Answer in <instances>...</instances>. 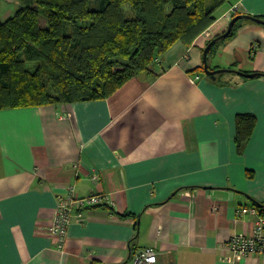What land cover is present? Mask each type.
<instances>
[{
    "label": "crops",
    "instance_id": "obj_1",
    "mask_svg": "<svg viewBox=\"0 0 264 264\" xmlns=\"http://www.w3.org/2000/svg\"><path fill=\"white\" fill-rule=\"evenodd\" d=\"M17 3L0 0L1 22ZM237 4L264 19V0ZM227 10L208 37L176 43L106 99L0 110V264H130L145 247L156 264H264L224 250L252 234L264 205V77L201 71ZM215 50L210 70L264 74V26L244 22ZM241 114L256 116L243 155ZM71 190L107 199L72 213L60 251L48 228Z\"/></svg>",
    "mask_w": 264,
    "mask_h": 264
},
{
    "label": "trees",
    "instance_id": "obj_2",
    "mask_svg": "<svg viewBox=\"0 0 264 264\" xmlns=\"http://www.w3.org/2000/svg\"><path fill=\"white\" fill-rule=\"evenodd\" d=\"M237 1L17 0L15 15L0 21V110L106 99L176 43L190 48ZM255 124L253 114L236 116L239 155Z\"/></svg>",
    "mask_w": 264,
    "mask_h": 264
},
{
    "label": "built area",
    "instance_id": "obj_3",
    "mask_svg": "<svg viewBox=\"0 0 264 264\" xmlns=\"http://www.w3.org/2000/svg\"><path fill=\"white\" fill-rule=\"evenodd\" d=\"M239 8L237 2L231 5L224 17L231 20L238 15ZM205 37L209 36L208 32H204ZM193 82V81H192ZM95 175L93 176V179ZM107 196L102 193H93L88 196H76L74 191L60 199L54 210L52 223L48 228V232L52 236L59 238L58 249L62 251L64 240L66 239L67 230L70 224L71 215L73 212L80 211L78 216H82L87 208L98 206L105 202ZM255 210H253L254 212ZM244 212V211H243ZM224 250L231 253V258L234 260L242 259L248 256H264V217H260L256 223L254 230L250 236H233L224 244ZM223 261H232L225 255ZM157 253L154 248L145 247L134 254L130 264H156Z\"/></svg>",
    "mask_w": 264,
    "mask_h": 264
},
{
    "label": "water",
    "instance_id": "obj_4",
    "mask_svg": "<svg viewBox=\"0 0 264 264\" xmlns=\"http://www.w3.org/2000/svg\"><path fill=\"white\" fill-rule=\"evenodd\" d=\"M238 20H247L251 23L257 24V25H261L264 26V19H260L257 17H253V16H249V15H236L234 16L230 22L229 25L226 29L225 32H223L222 34H220L219 36L213 38L208 44L207 46L204 48L203 50V70H204V74L207 77H211V78H215L217 75L220 74H226V73H233L236 74L240 77H244V78H248V79H253L256 77H264V74H259V73H245V72H241V71H237V70H232V69H217V70H210L209 69V53H210V49L212 47V45H214L215 43L224 40L226 37L229 36V34L231 33L234 24L238 21Z\"/></svg>",
    "mask_w": 264,
    "mask_h": 264
},
{
    "label": "rangeland",
    "instance_id": "obj_5",
    "mask_svg": "<svg viewBox=\"0 0 264 264\" xmlns=\"http://www.w3.org/2000/svg\"><path fill=\"white\" fill-rule=\"evenodd\" d=\"M18 4V3H17ZM18 6V5H17ZM224 9H226V7H224L223 9H222V11H224ZM221 11V12H222ZM43 25H44V23H43ZM229 73H226L225 75H228ZM232 76H236V75H232ZM240 77V76H239ZM241 78V77H240Z\"/></svg>",
    "mask_w": 264,
    "mask_h": 264
}]
</instances>
